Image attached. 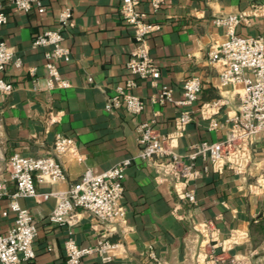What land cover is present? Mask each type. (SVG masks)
<instances>
[{
    "label": "crops",
    "instance_id": "crops-1",
    "mask_svg": "<svg viewBox=\"0 0 264 264\" xmlns=\"http://www.w3.org/2000/svg\"><path fill=\"white\" fill-rule=\"evenodd\" d=\"M150 1L139 0L137 9L161 27L148 39L149 55L161 78L156 87L137 81L131 93L144 101V108L138 116H129L123 106L112 112L105 109L115 89L131 78L126 64L135 43L132 29L119 16V0H42L44 14L17 12L7 7L8 0H0L7 13L0 41L14 51L3 75L12 92L0 94V175L5 177V163L15 153L48 157L56 135L73 139L82 159L80 163L68 156L61 160L63 181L35 183L38 194H51L47 199H17L36 227L34 264H65L63 242L68 234L80 248L97 243L102 226L84 211H77L67 228L48 222L55 195L79 182L85 171L99 175L125 159L132 163L125 171L121 205L130 232L112 261L91 256L81 264H155L148 257L152 252L161 264H264V134L252 140L248 156L233 169L226 166L215 172L201 159L196 161L197 170L208 167L187 186L194 194L193 203L178 199L174 178L162 168L136 158L137 125L153 122L160 138H171L175 131L179 109L151 98L167 85L173 100L180 101L182 84L192 77L200 80V95L190 107L192 121L171 142L175 153L182 161L190 145L226 137V124L238 112L243 85L221 86L220 66L208 61L207 52L224 41L225 33L213 20L238 15L236 35L264 41V0H163L156 12ZM64 8L72 11L73 28L64 32L63 45L70 57L59 64V72L70 87L48 91L43 66L49 48L34 49L31 42L45 30L57 29ZM15 59H20V67L13 63ZM211 122L220 127L211 130ZM15 190L8 183V194ZM8 203L9 198L0 201V234L15 219Z\"/></svg>",
    "mask_w": 264,
    "mask_h": 264
},
{
    "label": "built area",
    "instance_id": "built-area-1",
    "mask_svg": "<svg viewBox=\"0 0 264 264\" xmlns=\"http://www.w3.org/2000/svg\"><path fill=\"white\" fill-rule=\"evenodd\" d=\"M119 16L125 26L133 32L134 48L132 49L126 69L129 80L123 86L115 89V95L109 99L105 109L112 112L114 108L123 106L129 116H138L143 112L144 101L131 93L137 87V81L156 87L161 78L159 68L149 55L148 39L161 30L160 25L148 22L146 14L141 13L137 6L139 0H119ZM163 0H151L150 8L153 12L161 9ZM8 8L17 12L29 13L35 10L44 14L45 7L42 0H8ZM0 4V27L7 23V13ZM73 14L69 8L60 11L57 17V29L45 30L36 35L31 42L34 49L49 48L44 54L43 66L45 89L48 91L63 90L70 87L68 80L63 79L59 72V64L67 62L70 57L69 49L63 45L64 32L73 28ZM240 17L235 14L219 16L213 24L224 29V41L207 52L210 64L220 66L219 81L223 87L243 85L240 95V105L237 114L227 122L226 137L216 143L199 142L188 147L185 160L175 153L172 143L176 137L182 135L187 125L192 121L190 107L198 101L200 95V80L192 77L182 84V98L173 100L172 89L160 86L151 98L152 102L161 106L173 104L179 109L175 119V131L171 138H160L153 122L136 126V142L140 151L137 159L162 168L164 172L174 178V193L181 201L194 202V194L187 189L190 182L199 179L201 172L208 166L215 172L226 166L234 168L238 161L248 156L253 139L264 134V41L252 37H239L235 30ZM14 57L13 48L0 41V94L8 95L12 92L11 84L3 79V75ZM16 67L22 63L20 59L13 61ZM249 73V76H246ZM217 122H211V130L219 128ZM68 156L77 163L82 161L78 148L73 139L56 135L51 154L44 158H26L19 154L12 155L5 163V177L0 175V201L9 198L8 208L15 215L13 225L5 234H0V264H34L35 250L33 242L37 235L33 217L28 211L19 207L18 198L43 201L49 195L38 194L35 183L55 184L63 181L64 164L62 159ZM202 160L208 166L199 171L195 162ZM132 160L125 159L116 166L93 175L89 170L82 174L80 181L69 185L64 192L56 194V204L51 211L48 222L58 227L71 226L77 211L88 213L95 225L102 226V234L97 243L90 247L80 248L68 234L63 242L65 264H81L86 257H97L107 263L116 257L120 250V242L130 232L126 226L123 198V182L125 171ZM15 185V193L8 194L7 185ZM117 236L118 241H110V237ZM149 259L158 262L154 253H149Z\"/></svg>",
    "mask_w": 264,
    "mask_h": 264
}]
</instances>
